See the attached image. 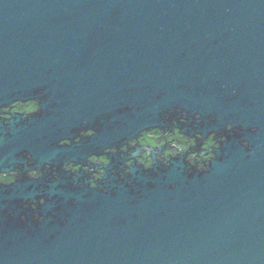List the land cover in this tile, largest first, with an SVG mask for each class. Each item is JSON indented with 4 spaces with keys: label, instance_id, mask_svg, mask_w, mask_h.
Listing matches in <instances>:
<instances>
[{
    "label": "water",
    "instance_id": "water-1",
    "mask_svg": "<svg viewBox=\"0 0 264 264\" xmlns=\"http://www.w3.org/2000/svg\"><path fill=\"white\" fill-rule=\"evenodd\" d=\"M0 175V264H264V0H0Z\"/></svg>",
    "mask_w": 264,
    "mask_h": 264
},
{
    "label": "flooded vegetation",
    "instance_id": "flooded-vegetation-1",
    "mask_svg": "<svg viewBox=\"0 0 264 264\" xmlns=\"http://www.w3.org/2000/svg\"><path fill=\"white\" fill-rule=\"evenodd\" d=\"M30 108H36V103L34 101H27L25 103L15 102V103L11 104L8 108L1 110V112L3 113L1 115V118L8 119L9 115H7V114H9V113H11V114H24V113L29 114V113L34 112V111H30L29 110ZM139 142L142 146H148V147H152V148L161 147L163 145L165 147V149H164L165 153L164 154H166V155H175L187 147V143L180 136L175 135V137H174L171 134L161 135L157 131L147 132L146 134H144L139 139ZM64 143L69 144V142H62L61 144H64ZM143 156L145 157V155H143ZM88 164L96 166V167L97 166L101 167L103 164H107V162H106L105 156L99 154L97 157H94V156L91 157L89 159ZM79 168H80V166H75V167L71 166V167H68L67 169L71 170V171H76ZM47 169H50V168L44 166L42 171L34 169L32 171V173L29 175V178L31 180L37 181L38 179H40L43 172L46 175L49 173V171H45ZM88 172H92L91 176L94 180H99L103 175V171L100 168H97L94 171L89 170ZM48 176H49V174H48ZM0 182L7 184V183L12 182V179L9 177L6 178L3 175H0Z\"/></svg>",
    "mask_w": 264,
    "mask_h": 264
},
{
    "label": "snow or ice",
    "instance_id": "snow-or-ice-1",
    "mask_svg": "<svg viewBox=\"0 0 264 264\" xmlns=\"http://www.w3.org/2000/svg\"><path fill=\"white\" fill-rule=\"evenodd\" d=\"M29 110L30 111H35V110H38V108H30ZM197 118H199V117H197ZM229 130H231V125L229 126ZM89 135H92V133H89ZM77 143H79V141H77ZM41 203H43V201H41Z\"/></svg>",
    "mask_w": 264,
    "mask_h": 264
}]
</instances>
